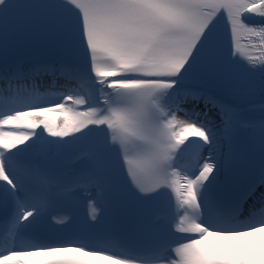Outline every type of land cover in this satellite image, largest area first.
<instances>
[{"label": "snow or ice", "instance_id": "snow-or-ice-1", "mask_svg": "<svg viewBox=\"0 0 264 264\" xmlns=\"http://www.w3.org/2000/svg\"><path fill=\"white\" fill-rule=\"evenodd\" d=\"M6 3L7 0H0V5ZM64 4L73 6L69 11L79 22L78 38L72 35L62 19L54 18L45 33L46 39L70 54L71 58L64 62L77 69L80 68L82 51L87 58L82 74L93 84H103L105 80L102 78H106L113 94L118 97L114 104L104 109L106 115L89 121V125L107 123L115 132L110 138L113 143L123 145L133 138L145 141L143 150L128 161L134 187L142 195H155L163 188L175 192L176 207L163 205L164 214L172 221L171 232L167 224L160 225L157 239L149 251L158 253L161 264H231L264 259L253 251L256 248L253 238L259 237L264 245V214L235 223L225 220L209 191L218 179L219 157L225 141L231 139L232 130L239 126L236 113L221 105L227 129L223 139L213 130L211 122L177 120L171 112L164 113L168 117L165 120L146 124L144 117L151 106V93L143 95L138 91L146 87L171 94L199 67L228 72L234 65L243 64L264 72V54L259 57L249 55L245 59L239 54L238 43L241 33L264 34V23L256 26L248 23L252 16L264 18V0H63L61 7ZM46 8L45 5L21 3L7 21L0 16V75L11 67L7 57L13 31L42 17ZM219 18L226 22L229 33L226 54L214 36ZM23 64L18 61L15 65L18 76L23 75ZM38 102L33 100L23 109L9 108L0 112V119L5 125H11L21 111L40 116L49 114L47 109L32 106ZM75 103L86 105L93 114L100 111V101L90 104L84 96H77ZM261 112L264 114V103ZM247 127L264 139V118L251 120ZM152 136L159 137V141L153 142ZM28 139L26 137L25 142ZM5 147L10 149L6 159L16 165L17 176L12 177L6 168L2 174L0 235L11 223L20 237L25 238L31 235L25 221L36 215L35 211L25 212V209L30 205L35 207L39 201L26 188L31 170L20 160V145ZM193 149L194 163L185 167L183 186L179 179L170 183L165 176L166 165L174 158L182 159ZM185 207H191L197 218L192 219L187 227L178 228L173 218L180 208ZM205 215L207 220L203 219ZM172 233H177L180 238L172 237ZM210 239L224 241L228 250L222 253L212 251ZM41 247L35 245L31 251H38ZM71 250L61 249L40 259H55ZM24 251L16 245L0 251V264L19 259ZM98 258L110 259L107 256Z\"/></svg>", "mask_w": 264, "mask_h": 264}, {"label": "bare ground", "instance_id": "bare-ground-1", "mask_svg": "<svg viewBox=\"0 0 264 264\" xmlns=\"http://www.w3.org/2000/svg\"><path fill=\"white\" fill-rule=\"evenodd\" d=\"M102 79L105 80V83H95L93 84V86L95 89V94L99 95V97L104 100V102L102 103V107L106 109L114 100V94L113 89L108 86L109 82L107 81V79ZM22 81L23 83L28 82L24 80ZM41 83L44 87H51V85L53 84V79L47 78L42 80ZM182 84H184V82H182L179 87ZM178 89L179 88H177L171 94L165 91H154L153 103L157 120L160 121L167 119L168 117H166L164 113L168 112H171L173 114L178 113L180 116L192 120L188 115V112H191V110L187 109V107L184 106L182 94L179 93L180 90ZM201 89L202 90L201 92H198V95L203 96L205 101L214 100V102H212V107L206 108L207 110H214L216 109V106L219 105L224 106L221 101L222 98H219V96L214 94L213 91L208 90L209 88L201 87ZM239 93H228L230 94V97L232 96V103L235 102V98L239 101L247 102L241 109L234 110L237 115V119L239 120V126L234 127L231 132V139L229 140L230 143H234L235 140L232 134L239 130H244V139L250 145H248L247 149L243 148L245 152L243 157L246 158V160L249 159L251 161L252 172L254 174H259V172H264V155H261L262 152H264V139H261L257 132L255 133V131L245 126L244 123H241L245 119L246 108L251 102H254L255 100H263L264 103V93ZM76 95L83 96L84 93H77ZM76 97L77 96H73L71 94V96L67 95L66 98H62L59 102L55 103V105L37 106V109H47L49 114H47L46 116H40L34 113H26L21 111L20 113H18V119L16 120V122L11 125H5L3 123V120L0 119V148L8 153L10 149L8 147H5V145L18 144L20 145L18 152L28 153L29 158L33 159L35 158L34 156L36 155L37 149L43 148V146L51 143L54 138L58 136L53 135V133H68L73 140H78L80 136H85V138H90L91 153H88V155L85 154L84 156L79 158V161H85L88 167L94 170L96 169L95 166L100 165V162L102 161L106 165L105 171L108 172L107 176L112 177V175H115L116 171L118 172V170L122 166V162L120 163L119 160L122 161L123 154H121L119 157H115L112 154V142L110 138L111 135L114 134V129L107 123L99 126H97L96 124L89 125V121L98 120L107 113L104 111V109H100L97 114H93L91 109H89L86 105H77L75 103ZM215 101H217L218 104ZM214 104L216 105L215 107L213 106ZM249 111H255L257 113L258 119L264 118V114H262L261 112L260 103H258ZM219 120H221L222 122L219 123L222 124L221 129L224 130V133L226 134L227 129L225 120L221 118H219ZM33 125H35V127H33ZM26 137L29 138L27 142H25ZM227 150L228 152L232 151L231 146H228ZM97 154H101V157L98 160L95 159V155ZM228 154L226 155L225 159L229 158ZM194 158L195 150L193 149L189 152H186L182 159L174 160L173 165L175 164L180 166H173L171 174L168 177L169 182L171 183L179 179L181 181V186H183L185 167L191 166L194 163ZM92 163H97V165L94 166ZM258 176L262 178L264 175L260 173ZM41 179L45 180L46 174H44ZM77 182L75 184H77ZM216 184L217 181L213 182L209 190L213 189ZM89 188L90 189L84 191L93 194L94 188ZM89 210L92 211L90 207ZM253 239L255 240L256 245V248H254L253 251H255L260 256H264V248H262V246L264 245L261 244L260 238L256 237ZM209 247L221 253L228 250L224 241L218 239H210ZM45 255L46 253L34 255L28 258V260H26L25 263L22 264H38L40 262L39 260H42L40 259V257ZM96 257L99 261L97 264H138L132 263L119 256H113L114 258L110 257V259L98 258L104 257L103 255H96ZM260 260L264 261V259H257L253 261L257 263Z\"/></svg>", "mask_w": 264, "mask_h": 264}, {"label": "water", "instance_id": "water-1", "mask_svg": "<svg viewBox=\"0 0 264 264\" xmlns=\"http://www.w3.org/2000/svg\"><path fill=\"white\" fill-rule=\"evenodd\" d=\"M248 23L249 24H260V23H264V18H259V17L252 16V17L249 18Z\"/></svg>", "mask_w": 264, "mask_h": 264}, {"label": "clouds", "instance_id": "clouds-1", "mask_svg": "<svg viewBox=\"0 0 264 264\" xmlns=\"http://www.w3.org/2000/svg\"><path fill=\"white\" fill-rule=\"evenodd\" d=\"M174 115H175V117H176L177 120L190 121V119H188L186 117H182L178 113H175Z\"/></svg>", "mask_w": 264, "mask_h": 264}]
</instances>
